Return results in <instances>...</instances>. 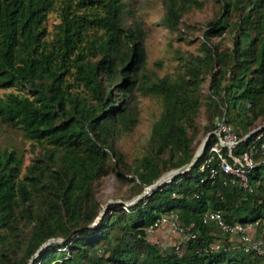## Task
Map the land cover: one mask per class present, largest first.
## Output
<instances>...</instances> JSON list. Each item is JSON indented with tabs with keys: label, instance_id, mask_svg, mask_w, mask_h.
I'll list each match as a JSON object with an SVG mask.
<instances>
[{
	"label": "trees",
	"instance_id": "trees-1",
	"mask_svg": "<svg viewBox=\"0 0 264 264\" xmlns=\"http://www.w3.org/2000/svg\"><path fill=\"white\" fill-rule=\"evenodd\" d=\"M218 2L219 16L187 77L163 78L148 89L162 111L145 155L131 168L116 143L137 124L130 102L143 50L141 30L122 27L123 0H0V89L13 90L0 97V125L44 147L22 177L16 153L0 150V264H30L45 244L60 239L65 242L49 246L32 264H264L256 253L211 249L214 225L203 223L209 211H220L229 224L264 220V162L248 174V189L217 161L199 172L214 137L190 171L142 195L128 211L110 206L97 227H90L101 211L97 185L108 173L122 183L133 175L140 194L191 162L206 76L214 129L213 119L225 117L243 138L264 114V0ZM161 3V24L171 32L179 29L185 10L201 6L197 0ZM51 13L57 23L48 31ZM226 32L234 33L233 49L220 51L208 35ZM262 145L264 129L234 154L253 147L255 160L263 161ZM163 215L193 225L197 238L182 255L147 240L148 229Z\"/></svg>",
	"mask_w": 264,
	"mask_h": 264
},
{
	"label": "rangeland",
	"instance_id": "rangeland-1",
	"mask_svg": "<svg viewBox=\"0 0 264 264\" xmlns=\"http://www.w3.org/2000/svg\"><path fill=\"white\" fill-rule=\"evenodd\" d=\"M197 1L201 6H193L185 10L181 16L179 29L171 32L161 24V19L165 14L161 0H123L120 13L122 27L129 30H141L140 46L143 50V58L136 71L134 97L130 102L137 124L131 132L119 135L116 143L123 152L126 163L131 168L137 165L145 155L152 125L162 111L161 101L148 92V89L163 78H168L174 82L187 77V67L191 66L192 61L202 53L201 48L207 41L210 23L219 16L220 3L218 0ZM55 23H57L56 14H49L47 30L50 31ZM233 34L226 32L222 37L208 35V38L212 45L218 46L220 51H228L233 49ZM229 76L228 74L227 77ZM210 83L211 78L206 76L200 85L202 102L197 117L199 133L194 140L196 150L208 134L214 131L211 124L213 113L207 109L206 99L210 95ZM12 91L0 89V97ZM230 113H234V111L231 109ZM231 125L235 132L236 130L239 132L236 123H231ZM263 129L264 114L252 122L247 135L260 132ZM4 148L14 151L20 158V177L24 175L26 168L30 166L33 160L44 153L43 145L26 140L19 130L7 125H0V150ZM258 162H264V160L259 159ZM128 178L129 182L122 183L111 172L99 181L96 199L101 204V211L99 217L90 226L91 228L97 227L110 206L120 205L125 211H128L141 198L144 191L139 194L136 178L131 174H128ZM250 224L253 225L251 236L261 242L264 250V220ZM212 233L216 236L211 244L215 251L224 247L232 250L238 243L237 238L222 235L216 227ZM147 240L157 245L162 251L175 252L178 255H182L187 247L185 238L175 234L170 225L161 226L152 232L148 231ZM64 242L62 239L48 242L40 252L33 256L30 264L49 246L62 245ZM58 251L60 250L58 249ZM61 263L60 260L52 262V264Z\"/></svg>",
	"mask_w": 264,
	"mask_h": 264
},
{
	"label": "built area",
	"instance_id": "built-area-1",
	"mask_svg": "<svg viewBox=\"0 0 264 264\" xmlns=\"http://www.w3.org/2000/svg\"><path fill=\"white\" fill-rule=\"evenodd\" d=\"M215 126L216 127L214 131H212V137H214L216 140L214 143H212V145L209 147L207 146V156L200 165L199 172H203L205 168L212 164V162L217 161L218 166L223 173L230 175L233 178V182H237L241 188L248 189V174L255 170L261 162L259 163L257 160H255L254 156L256 152L253 147L239 155H235L234 151L243 140L257 132L251 133L250 135L241 138L233 130L232 125L226 121L225 117H216ZM262 137L263 134L257 135L253 141V144L260 141ZM261 149L263 152L264 145H262ZM204 155L205 153L203 156ZM215 174L216 170L212 169L211 177H214ZM152 190L153 189H151V186L147 187L144 190L143 195H149ZM203 223L213 224L214 227H216L224 236L237 238L238 243L235 245L234 249L241 250L246 254L256 253L264 257V250L261 242L251 236V231L253 228L252 224H243L240 222H236L234 224L226 223L220 211H209L206 213L203 218ZM167 225H170V227L173 229V232L185 238L187 242L197 238V234L193 231V225L182 226L177 217L174 215L170 217L165 215L161 216V218L158 219L148 231L152 232L154 229ZM211 249L214 250L213 247H211Z\"/></svg>",
	"mask_w": 264,
	"mask_h": 264
},
{
	"label": "water",
	"instance_id": "water-1",
	"mask_svg": "<svg viewBox=\"0 0 264 264\" xmlns=\"http://www.w3.org/2000/svg\"><path fill=\"white\" fill-rule=\"evenodd\" d=\"M211 137H212V133L208 134L206 139L203 141V143L197 149L193 159L191 160V162L189 164L185 165L184 167H182L180 169H177V170H174V171L167 173L166 175L161 177L154 185H152L151 189L162 186L163 184L170 182L174 177L190 171L192 169V167H194L196 165V163L202 158Z\"/></svg>",
	"mask_w": 264,
	"mask_h": 264
}]
</instances>
